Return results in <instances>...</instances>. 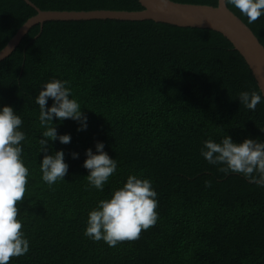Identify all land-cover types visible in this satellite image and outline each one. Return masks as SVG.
Segmentation results:
<instances>
[{
  "label": "trees",
  "instance_id": "obj_1",
  "mask_svg": "<svg viewBox=\"0 0 264 264\" xmlns=\"http://www.w3.org/2000/svg\"><path fill=\"white\" fill-rule=\"evenodd\" d=\"M40 11H139L137 0H28ZM217 6V0H171ZM264 46V16L249 24ZM36 10L0 0V51ZM51 78L68 81L88 117L86 131L66 119L59 135L69 165L49 187L41 179L39 106ZM260 91L243 57L220 33L150 20L50 21L29 29L0 61V106L22 118V158L29 169L18 202L26 255L9 264H264V187L229 174L201 155L203 141H264V102L240 105L242 91ZM52 101L49 100L48 106ZM103 142L117 170L103 191L89 186L85 151ZM79 153L78 159L71 154ZM51 154V152L49 153ZM129 174L150 179L158 220L134 241L115 247L84 235L88 213ZM210 184V186H208Z\"/></svg>",
  "mask_w": 264,
  "mask_h": 264
},
{
  "label": "clouds",
  "instance_id": "obj_2",
  "mask_svg": "<svg viewBox=\"0 0 264 264\" xmlns=\"http://www.w3.org/2000/svg\"><path fill=\"white\" fill-rule=\"evenodd\" d=\"M169 3L170 0H162ZM224 6L231 5L246 17L248 23L264 16V0H220ZM49 100L52 101L48 106ZM240 105L254 111L264 102V91H242L238 94ZM35 103L39 106V122L43 130L39 139L41 179L49 187L59 180L64 181L69 165L63 150L52 151L51 145L71 142L70 134L59 135L57 124L71 119L78 124L77 131H86L88 117L81 104L73 98L68 81L51 78L45 82ZM22 118L12 106H0V264H9L10 258L26 255L30 242L22 231L18 218V202L22 201L28 184L29 169L22 158L26 134L21 130ZM95 151L88 148L83 168L88 170L86 179L90 187L103 191L109 178L117 170V161L105 151V144L97 141ZM51 152V154H49ZM200 155L225 175L239 174L251 183L264 187V141L245 138L235 142L227 134L219 141H203ZM73 159L79 153L71 154ZM210 186V184L208 185ZM157 192L152 182L129 174L121 187L113 190L108 198L101 199L89 211L84 235L94 241H104L115 247L118 242L134 241L142 230L154 226L158 220Z\"/></svg>",
  "mask_w": 264,
  "mask_h": 264
},
{
  "label": "water",
  "instance_id": "obj_3",
  "mask_svg": "<svg viewBox=\"0 0 264 264\" xmlns=\"http://www.w3.org/2000/svg\"><path fill=\"white\" fill-rule=\"evenodd\" d=\"M36 10V15L28 19L0 51V61L4 60L18 46L30 28L40 29L50 21H145L150 20L179 28L208 29L223 35L245 60L260 91H264V46L260 44L250 28L244 24L227 6L217 0V6L176 3L170 0H137L142 7L139 11H40L30 1L23 0Z\"/></svg>",
  "mask_w": 264,
  "mask_h": 264
}]
</instances>
